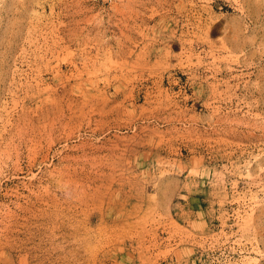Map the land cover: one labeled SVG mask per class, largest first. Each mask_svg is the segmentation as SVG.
I'll return each instance as SVG.
<instances>
[{
	"label": "rangeland",
	"instance_id": "374dc122",
	"mask_svg": "<svg viewBox=\"0 0 264 264\" xmlns=\"http://www.w3.org/2000/svg\"><path fill=\"white\" fill-rule=\"evenodd\" d=\"M0 264H264V0H0Z\"/></svg>",
	"mask_w": 264,
	"mask_h": 264
}]
</instances>
